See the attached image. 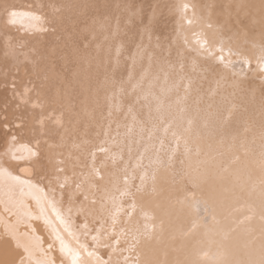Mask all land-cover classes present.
I'll list each match as a JSON object with an SVG mask.
<instances>
[{"label":"bare ground","instance_id":"1","mask_svg":"<svg viewBox=\"0 0 264 264\" xmlns=\"http://www.w3.org/2000/svg\"><path fill=\"white\" fill-rule=\"evenodd\" d=\"M0 75L32 117L0 151V264H264V0H0ZM64 120L75 214L43 181L77 161L42 162Z\"/></svg>","mask_w":264,"mask_h":264},{"label":"rangeland","instance_id":"2","mask_svg":"<svg viewBox=\"0 0 264 264\" xmlns=\"http://www.w3.org/2000/svg\"><path fill=\"white\" fill-rule=\"evenodd\" d=\"M91 16V15H90ZM89 16V17H90ZM89 21H87L86 22V24L87 25H89V23H88ZM8 25H10V26H13L12 24L13 23H7ZM81 26H83V28H84V26H85V24H81ZM82 28V27H81ZM15 30V29H14ZM48 30V28L47 27H44V29H43V31L45 32V31H47ZM41 31V30H40ZM15 33H16V30H15ZM23 33V32H22ZM40 33V32H39ZM32 34V33H31ZM25 66V65H24ZM13 67H16V66H13ZM18 67V66H17ZM20 67V69H18V71L19 72H17V70L16 69H13L14 70V72L16 73V74H18V76L19 75H21V73H22V77H21V79L23 78V76L25 75V71L22 69V65L21 66H19ZM18 67V68H19ZM26 68L29 70V68L26 66ZM22 69V70H21ZM13 70L11 71V72H13ZM16 70V71H15ZM72 70V69H71ZM73 71V70H72ZM24 72V73H23ZM20 73V74H19ZM69 73V72H68ZM29 74V73H28ZM66 74V73H65ZM0 77H1V75H0ZM4 77V76H3ZM2 77V78H3ZM19 77V78H20ZM36 78V77H35ZM35 78L33 79V81L35 80ZM37 79V78H36ZM1 81V80H0ZM19 80L17 79V81H15V82H17V83H19L18 82ZM34 82H36V81H34ZM12 87V84L11 83H4V82H1V84H0V92H2V91H5L3 94H7L8 96H6V97H8V99L10 98V101L11 100H13V97L11 96V93H12V91L10 90V88ZM9 88V89H8ZM6 89H8V90H6ZM62 89H63V87H62ZM59 90H61V88H59ZM8 93H7V92ZM2 94V96H1V93H0V99H2V103H0V108L2 109H0V124H1V126H0V151L2 150H4L6 147H5V145L7 146V144H8V140H10V139H12L13 137L12 136H17V137H19L18 135H19V131L18 130H20V133H23V131H26V130H28V126H30V124H32L31 122V119H32V117L31 116H29L31 113H27V117L25 118H21V117H19V116H17V114H16V110H14V109H17V103H15V102H13V101H11V102H13V103H15V104H13L12 105V103L10 104V101L7 99L6 100V102H5V99L4 98H6L4 95ZM5 94V95H6ZM81 97H82V95H81ZM1 101V100H0ZM9 101V102H8ZM7 103H9V104H7ZM3 105V106H2ZM9 105V106H8ZM10 105H11V107H10ZM8 106V107H7ZM80 106V107H79ZM79 106H77V107H75V108H77L76 109V113L77 112H79V110L80 111H82L83 109H84V107H85V105L83 104V106H82V103H81V105H79ZM5 107H7V108H5ZM64 107H68V104H64ZM82 107V108H81ZM14 108V109H13ZM6 109H8V110H6ZM10 109V110H9ZM21 110H22V108H21ZM3 112V113H2ZM23 113V112H22ZM3 114H6L5 115V117L3 116ZM10 114H11V116H10ZM15 114H16V116H15ZM13 115V116H12ZM9 116V117H8ZM6 118V119H5ZM12 118V119H11ZM17 120H16V119ZM4 119V121L1 123V120H3ZM15 119V120H14ZM21 119V120H20ZM26 119L27 120H29L28 121V123H27V121H26ZM8 121V122H7ZM13 121V123H11ZM18 121H20V122H18ZM26 121V122H25ZM7 123H9V124H7ZM19 123L21 124V125H19ZM23 123V124H22ZM26 123V124H25ZM30 123V124H29ZM12 124V125H11ZM65 124H66V121L64 120V122L62 123V125L60 126V128H58L57 130H53V128L52 129H49L48 131L49 132H44L43 133V136H42V138H41V141L39 142V143H42V144H44L45 142L47 143H50L51 144V142H52V146L54 145L53 144V141L55 142V145L53 146L54 147V149H56L57 150V147H59V146H64V147H68V145H70L72 142H70V141H73V137L71 138V140L69 139V143H67V137H63V135H62V132L64 131L63 129H64V127H65ZM23 125V126H22ZM24 125H25V127H26V130H24ZM12 126H14V127H16V128H14V130L11 128ZM21 126L23 127V128H21ZM63 126V127H62ZM3 127V128H2ZM5 127V128H4ZM9 127L11 128L10 130H11V132H8V131H10L9 130ZM18 127H20V128H18ZM8 128V129H7ZM62 128V129H61ZM17 129V130H16ZM8 130V131H7ZM16 131H18V132H16ZM57 131L59 132L60 131V133H57ZM12 132H15L14 134L12 133ZM11 134H13V135H11ZM54 134V135H53ZM55 134H56V136H55ZM52 135H53V137H52ZM54 136H55V138H54ZM64 136H66V135H64ZM10 137H12V138H10ZM63 137V138H62ZM69 137H71V136H69ZM8 139V140H7ZM14 139V138H13ZM43 139H45V140H43ZM65 139V140H64ZM67 140V141H66ZM43 141V142H42ZM64 141H65V143H67V145L65 144L64 145ZM84 142H86V141H84ZM83 142V143H84ZM44 144V147H43V145L42 144H40L41 146V148H43V149H41L40 148V153L42 152V155H43V157H41L42 158V162L44 163V162H46L47 163V160L45 159H43L44 157H48L47 155H49L50 153H48V151L47 150H49V148L51 147L52 148V151H53V147L52 146H49L50 144ZM56 143H58V144H56ZM80 144H81V142H80ZM47 145V146H46ZM57 145V146H56ZM74 146V145H76L75 147H77V144H71L70 146ZM82 145V144H81ZM80 145V146H81ZM71 147V149L69 148V149H66V150H68V154H70V155H67V157L66 158H73V157H76V156H74L73 155V153L75 154V155H77L76 154V152H77V150H79L80 151V148H82V146H83V148H84V144L81 146V147H79V148H75L74 149V147ZM5 147V148H4ZM49 147V148H48ZM47 148V149H46ZM46 149V150H45ZM59 149V148H58ZM72 150V152H73V150H76L75 152H73V153H71L70 151ZM1 151V152H2ZM78 151V152H79ZM67 152V151H66ZM77 152V153H78ZM81 152V151H80ZM21 154L23 153V152H20ZM66 154V153H65ZM73 155V157H72V155ZM84 154V153H83ZM83 154H80L79 156H82ZM41 155V156H42ZM79 156L77 155V161L75 160L76 158H73L72 160H73V162L71 163V162H69V161H72L71 159L69 160V159H67L66 160V162H65V164H67L68 166L64 169V168H62L63 166H64V164H63V166L61 165V164H58V167L59 168H57L56 170L57 171H52L53 173H54V175H53V173L51 172V170L53 169V165L52 164H50V162H49V164L47 163V165L49 166V168L51 169H48V172H50L49 174H48V172H47V174L45 175V180H43L44 182H45V185H46V188L48 189V190H51V191H53V192H55L54 194L56 195V197H58V196H60L61 194L65 197V200H63V204H67V202H66V198H68V200L70 199V197L72 196V195H74L76 192V194H75V197H77V196H79V201L77 202L76 200L73 202V204L71 203H69V210H70V212H71V214H75V210L77 211V207L79 206L80 207V205H78V204H81V203H79V202H81L82 200H84L85 198H84V196L86 197V195H85V193H86V190H85V188H83V186L84 187H86V179H85V177L87 178V175H88V169H90L91 168V164L89 165V163L86 161V160H84V158L83 157H80L79 158ZM87 158V157H86ZM85 158V159H86ZM80 159L81 160H83L84 161V163H82L81 161H80ZM89 159H91V158H88V160ZM12 160H14V159H12ZM74 160L76 161V163L74 162ZM92 160V159H91ZM91 160H89V162H91ZM86 161V162H85ZM82 163V165H79V164H81ZM92 162H93V160H92ZM64 163V162H63ZM79 163V164H78ZM74 165V168L72 167V166ZM76 165V166H75ZM79 167H78V166ZM84 165V166H83ZM89 165V166H88ZM60 166H62V167H60ZM66 166V165H65ZM64 166V167H65ZM80 166H81V168H80ZM52 167V168H51ZM82 167H83V171L84 172H82ZM85 167V168H84ZM89 167V168H88ZM60 168H61V170H60ZM68 168V169H67ZM85 169H87L86 171H85ZM64 170V171H63ZM67 170H68V172H67ZM76 170V171H75ZM69 171H71V172H69ZM82 172V174H81V176H80V173ZM64 173V175L62 174V173ZM78 172V173H77ZM85 173V174H84ZM55 174H57V175H55ZM63 176H62V175ZM78 174V175H77ZM49 175V176H48ZM86 175V176H85ZM47 176H48V178H47ZM66 176H69V178L68 177H66ZM69 179V181H68V183H67V180L65 179ZM84 177V178H83ZM58 180H57V179ZM59 178H63V180L62 179H60L59 180ZM71 178V179H70ZM75 178V179H74ZM80 180H79V179ZM43 179H44V177H43ZM81 179H82V181H81ZM83 179H85L84 181H83ZM53 180V181H52ZM54 180H56V181H54ZM62 180V181H61ZM51 181V182H50ZM65 181V182H64ZM71 181V182H70ZM73 181V182H72ZM48 182V183H47ZM59 182H61V183H59ZM77 184H76V183ZM83 182V183H82ZM59 183V184H58ZM66 183V184H65ZM72 183H73V185H72ZM80 183V184H79ZM58 184V185H57ZM67 185L68 187L67 188H65L64 190L66 191L65 192V194L63 193L64 192V190L62 189V191L60 190V188H63L62 187V185L63 186H65V185ZM79 184V186H76V185H78ZM48 185V186H47ZM83 185V186H82ZM70 186H71V188H70ZM52 187V188H51ZM74 187V188H73ZM71 189H72V193H71ZM58 190H59V192H58ZM77 190V191H76ZM70 192V193H69ZM67 193V194H66ZM58 194V195H57ZM69 194V195H68ZM77 195V196H76ZM64 199V198H63ZM77 199V198H76ZM77 199V200H78ZM58 202V201H57ZM76 204H77V207H75L76 206ZM68 206V205H67ZM74 207V208H73ZM68 208V207H67ZM74 216H79L80 217V214H78V215H74ZM76 217V219L78 220V221H80V219H81V217L79 218H77ZM75 218V217H74ZM80 223H81V228H82V231H83V229H84V231H90L91 233L92 232H94L93 230H97V227L95 226V225H93V222L91 221L90 223L91 224H88V225H86L85 223H82V220L80 221ZM92 225V226H91ZM86 226V227H85ZM91 226V227H90ZM79 229H81L80 228V224L77 226ZM91 228H93V230L91 229ZM83 231V232H84ZM121 230H116V232H113V230L111 231H108V237H106L105 236V238H104V242H105V244L107 245H104V247L106 248V249H109L110 251H116V250H119L120 248H122L123 247V242H122V239H123V235H122V231L120 232ZM90 232H88V233H90ZM109 233L111 234V235H109ZM121 233V234H120ZM88 234L86 233V236H85V234H84V237H86L87 238V241L89 242V243H91V240L93 239V237L92 236H94L95 234L94 233H92V235L91 236H87ZM117 235V236H116ZM122 235V236H121ZM119 237H121V238H119ZM85 238V239H86ZM108 238V239H107ZM121 239V240H120ZM118 240H119V242H118ZM107 241V242H106ZM111 243V244H110ZM109 245V246H108ZM111 245V246H110Z\"/></svg>","mask_w":264,"mask_h":264},{"label":"snow or ice","instance_id":"3","mask_svg":"<svg viewBox=\"0 0 264 264\" xmlns=\"http://www.w3.org/2000/svg\"><path fill=\"white\" fill-rule=\"evenodd\" d=\"M12 15L14 16V15H15V13H12Z\"/></svg>","mask_w":264,"mask_h":264}]
</instances>
